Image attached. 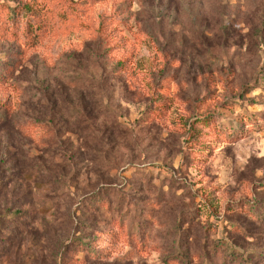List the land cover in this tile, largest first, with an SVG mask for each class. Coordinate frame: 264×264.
<instances>
[{
    "label": "rangeland",
    "instance_id": "obj_1",
    "mask_svg": "<svg viewBox=\"0 0 264 264\" xmlns=\"http://www.w3.org/2000/svg\"><path fill=\"white\" fill-rule=\"evenodd\" d=\"M40 1L0 33V264H264V0Z\"/></svg>",
    "mask_w": 264,
    "mask_h": 264
},
{
    "label": "trees",
    "instance_id": "obj_2",
    "mask_svg": "<svg viewBox=\"0 0 264 264\" xmlns=\"http://www.w3.org/2000/svg\"><path fill=\"white\" fill-rule=\"evenodd\" d=\"M12 4L6 0H0V33L3 36L22 35L25 37L28 43L35 45L38 37V32L44 26V19L47 15V8L40 0H11ZM63 19L64 14L60 15ZM33 37V41L30 42L29 38ZM31 39V38H30ZM8 74L12 73L8 71ZM6 81V76L0 75V83ZM0 109L4 110L5 113H0V122L6 117L8 118V112L11 110L10 106L6 104H1ZM202 121V120H201ZM205 123H197V125H204ZM234 132L229 133L233 135ZM240 136L232 137V141L238 140ZM221 252L225 253L229 251L228 254H232L230 249L222 246L221 242ZM89 246V247H88ZM84 245L83 250H91L92 245Z\"/></svg>",
    "mask_w": 264,
    "mask_h": 264
}]
</instances>
